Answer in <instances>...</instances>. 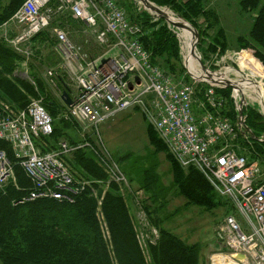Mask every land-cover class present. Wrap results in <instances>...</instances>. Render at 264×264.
<instances>
[{
    "label": "built area",
    "instance_id": "2783aa9c",
    "mask_svg": "<svg viewBox=\"0 0 264 264\" xmlns=\"http://www.w3.org/2000/svg\"><path fill=\"white\" fill-rule=\"evenodd\" d=\"M133 1L137 9L143 8L141 0ZM61 14L81 22L91 41L102 49L92 56L89 47L73 42L63 29L51 28L63 70L70 65L81 69L72 79L74 93L66 85L72 103L61 101L57 114V118L77 124L76 142L59 139L55 148L44 150L53 131V118L44 105L31 100L14 110L9 104H0V141L12 152L10 159L0 149V185L14 177V165H19L31 186L16 203L35 198L70 202L92 185L88 179L77 178L67 162L74 151L84 149L95 157L108 181L118 184L120 191L124 188L132 193L131 183L103 145L97 127L118 112L140 110L175 162L182 168L197 169L215 193L230 203L233 212L216 228L223 233L220 240L226 248L244 255L249 264H264V157L255 151L248 133L242 132L237 94L232 91L233 120L228 116V101L216 98L215 90L225 88L221 83L226 79L216 78L205 66L213 73L202 77L190 72L189 81L177 80L151 63L139 39L140 26L118 0H24L9 19L24 29L13 44L47 29ZM168 27L178 38L176 29ZM201 83L206 85L204 100L193 101ZM149 232L147 236L154 242L157 231Z\"/></svg>",
    "mask_w": 264,
    "mask_h": 264
},
{
    "label": "trees",
    "instance_id": "16d2710c",
    "mask_svg": "<svg viewBox=\"0 0 264 264\" xmlns=\"http://www.w3.org/2000/svg\"><path fill=\"white\" fill-rule=\"evenodd\" d=\"M23 1L0 0V25ZM148 1L156 6L168 7L176 17L192 24L199 37L204 32L198 25V17H202L205 24L208 23L207 27H211V23L206 21L207 17L216 19L212 10L202 7V0ZM257 2L258 0H241L240 4L253 8ZM145 12H136L134 16L128 15L140 26L139 39L149 53L150 62L164 72L172 73L174 70L183 69L176 34L167 27V24L162 23V18L155 19L156 23H149L153 18ZM154 24L158 26L155 27ZM215 34L218 43L225 39L221 28H218ZM247 37L249 39L240 36L237 40L241 42L242 47L251 48L253 52L250 54L264 65V5L259 6L255 12ZM18 62L19 54L8 44L0 41V102L23 108L29 98L38 97L39 92V95L43 96L44 107L53 117V131L46 139L48 146L42 148L44 150L55 148L59 139H66L70 143L76 142L74 129L77 128V124L57 118L62 108L61 99L47 95L39 79H33L32 83L18 77L15 73ZM187 79L190 80L189 76ZM62 85L68 92L66 84ZM205 89L206 85L203 83L196 87V97L199 100H204ZM215 91L216 94L225 96L229 93L226 88ZM224 98L228 101L227 96ZM228 108V116L233 120L235 111L231 103H228ZM243 115L252 133L263 138L260 142L249 137V141L255 151L264 157L263 116L248 105L243 108ZM149 128L150 144L156 153L165 149V158L170 163L172 175L171 186L185 198L186 204H194L205 209L228 204L215 193L197 169L182 168L177 164L153 128L151 126ZM0 149H4L11 159L12 152L6 142L0 141ZM128 159L129 155H126L115 158V161L128 182H134L146 193L149 205L142 204V209L146 210L149 218L154 219L152 216L157 209L151 203H157L163 193L172 187L163 189L158 184L154 165L138 166L133 162H127ZM67 162L77 178L88 179L92 183L90 188L80 191L70 202L35 198L16 203L28 194L27 189L31 186L19 165H14V177L0 185V264H198L199 247L196 243H187L156 223L154 226L157 228V238L154 242H150L146 233L139 236L129 212L127 197L120 191L118 184L107 180L106 173L89 151L78 149ZM106 184L107 188L101 194L102 186ZM94 191L96 196L93 195ZM150 234L149 232L148 235Z\"/></svg>",
    "mask_w": 264,
    "mask_h": 264
},
{
    "label": "rangeland",
    "instance_id": "374dc122",
    "mask_svg": "<svg viewBox=\"0 0 264 264\" xmlns=\"http://www.w3.org/2000/svg\"><path fill=\"white\" fill-rule=\"evenodd\" d=\"M240 1L241 0H202V7L206 10H212L216 19L206 18V21L211 23V27H207L208 23L205 24L202 17H198L197 20L199 27L204 32L200 37L198 35L196 38L197 54L200 56L204 65L217 74V76H215L216 78L224 76L227 77L225 81H230L235 84L236 80L240 78V76H238L240 70L236 63V57L241 56L243 51H248L249 54L251 51L253 52L251 48L242 47L241 42L237 40V38L245 36L249 39L247 36L253 22L254 14L257 12L259 6L261 7L264 5V0H258L256 7L249 8L242 6ZM118 3L132 16H134L136 12L142 13L146 11L153 18L149 23H156V20L159 18H155V14L148 9H144V7L137 9V5L133 0H118ZM160 8L167 10L171 17L181 21L168 7L163 6ZM10 17L0 25V41L8 44L11 49L19 54V62L15 71L16 75L30 80L31 82L33 79H39L42 86L46 89L45 93H47V95H53L55 98H59L61 92L64 90L62 83L68 85L70 87V92L74 93L72 79H75V77L80 74L81 69L70 65V67L66 66L65 71L63 70L61 66L62 59L57 51L56 39L51 32V28L57 26L63 29L73 42L82 44L84 48L89 47L92 56L95 54L98 55L102 52V49L91 41L89 32L85 29V26L81 22L71 19L66 14L57 15L51 20V24L47 29L32 37L28 36L23 42L14 45L12 41L23 33L24 29L21 26L11 23L9 21ZM162 23L171 25L164 19ZM189 25L196 31L192 24L189 23ZM154 26L157 27L158 24H154ZM218 28L222 29L225 36V39H223V41L221 39L219 43L215 40V32ZM175 29L178 34L180 30L177 28ZM85 41L88 42L87 45H85ZM14 46L19 47V49H15ZM179 46H181V44ZM180 55L183 61L182 52ZM250 56L252 57V63L257 66L256 68L264 70L263 63L253 55L250 54ZM184 66L186 68L185 70L181 68L180 70L172 71V73L166 72L177 80L182 79L187 81L188 75L186 72L190 75L191 71L186 63ZM47 71H51L52 76H48ZM208 72L210 71L201 69L199 66L196 74L193 72L191 73L196 76L204 77L207 76ZM208 80L210 81V79ZM225 81L221 84H224V87L228 89L229 93L226 95L228 103H231L234 107L232 90L230 91V86L225 85ZM250 90V88L244 89L242 94L247 105L257 110L259 102L248 97L251 93ZM234 93L238 94L236 101H239V96L241 95L240 91L239 93L234 91ZM39 94L38 92V97L29 98L27 104L31 100H38L43 104V96ZM226 96L218 93L216 94L218 101H220V98L221 101H225L224 97ZM230 98H232V101H230ZM193 101L200 100L195 96ZM0 104L4 105L5 103L0 102ZM9 106L14 110L19 109V107H13L10 104ZM194 107L198 108L196 102L194 103ZM149 127V120L140 110L136 109H127L118 112L113 117L98 124L97 127L100 140L114 158L117 159L120 156L124 157L129 155L127 162H133L138 166L142 164L148 166L154 165L155 173L158 176V184L163 189L172 187V189L169 188L168 191L163 193L162 198L158 199L157 203H151V205L156 206L155 209H157L154 213L155 216H152L154 219L149 218L146 210L142 209V204L149 205V199L142 189L138 188L134 182L131 183L132 193L128 192L126 189L124 190V188L122 189L121 192L127 197L129 212L131 213L139 236L145 235V233L147 235L151 229L157 230L156 226H154L156 223L170 230L185 242L196 243L199 247L198 264H214V257L219 254L230 257L238 264H249L246 260L234 258L231 251L228 250L222 243V240H220V234L223 233L216 230L219 224L221 225L225 215L233 212V209L230 208V203L225 205L221 204V206H216L212 209H205L194 204H186L185 198L171 186L172 175L170 163L165 158V149L158 150L156 153L154 152L153 146L150 144ZM152 135L155 137L153 133ZM106 188L107 184L102 186L103 191L101 194L104 193ZM124 192H128L129 194H125ZM133 195H136V197ZM140 241L142 242V239H140ZM142 246L144 247L143 243Z\"/></svg>",
    "mask_w": 264,
    "mask_h": 264
},
{
    "label": "bare ground",
    "instance_id": "6f19581e",
    "mask_svg": "<svg viewBox=\"0 0 264 264\" xmlns=\"http://www.w3.org/2000/svg\"><path fill=\"white\" fill-rule=\"evenodd\" d=\"M164 12L166 13V17L169 20L177 21L175 18L171 17L167 10H164ZM178 29L180 30V32H178V39L180 40L181 52L184 61L190 71L196 74L199 67V65L197 64V57L199 55L197 54L196 50H194V53H192L191 51V47L195 43L193 35V31L195 30L191 27L187 28L186 26ZM252 62V57L250 56L248 51H243L241 53V56L236 57V63L240 70V73H238V76H240V78L236 80V87L240 92L244 91V89L250 88L251 93L250 95H248V97L252 100H257L261 105L262 111L264 112V105L262 104V101L264 102V70L256 68L257 66H255ZM221 79H227V77L223 76ZM214 264L238 263L233 261L230 257L219 254L214 257Z\"/></svg>",
    "mask_w": 264,
    "mask_h": 264
},
{
    "label": "water",
    "instance_id": "95a60500",
    "mask_svg": "<svg viewBox=\"0 0 264 264\" xmlns=\"http://www.w3.org/2000/svg\"><path fill=\"white\" fill-rule=\"evenodd\" d=\"M141 3H142V7H144V9H148L149 11H151L152 13H154L155 14V16L156 17H159V18H162V19H164L166 22H168L169 24H171V26H173V27H175V28H181V27H184V26H186L187 28H190L191 26L189 25V23H187V22H185L184 20H181V21H171V20H169L167 17H166V13L164 12V9H162V8H160V7H158V6H156L155 4H153L152 2H150V1H148V0H141ZM177 28V29H178ZM192 28V27H191ZM193 35H194V37H195V39L198 37V33H197V31H193ZM197 41H195V43H196ZM195 43L192 45V47H191V51H192V53H194V50L196 49V47H195ZM197 62H198V64H199V66L201 67V69H205V65H204V63L202 62V60L200 59V56H198L197 57ZM183 64L185 65V62H183ZM211 80L213 81V82H216V81H214L215 79H213V78H211ZM225 85L226 86H230V88L232 89V91H233V89H234V91H237L238 93H239V90H238V88L236 87L237 85L236 84H234V83H232V82H230V81H225ZM241 93V95L239 96V104H238V116H239V118H238V122H239V124L240 125H242V132L243 133H248V135L251 137V138H253L254 140H257L258 139V137H256L253 133H252V131L250 130V128L246 125V123H245V118L243 117V118H241V115H242V113H243V106L244 105H246V101H245V98H244V96H243V94H242V92H240ZM263 96H264V94H263ZM60 99H61V101L64 103V104H66V105H69V104H71L72 103V100L70 99V97H69V95H68V92L67 91H65V90H63L62 92H61V94H60ZM262 104L264 105V102L262 101ZM259 113L264 117V112L262 111V109L260 108L259 109ZM233 256H234V258L235 259H243L244 261H245V258H244V255H242V254H233Z\"/></svg>",
    "mask_w": 264,
    "mask_h": 264
}]
</instances>
